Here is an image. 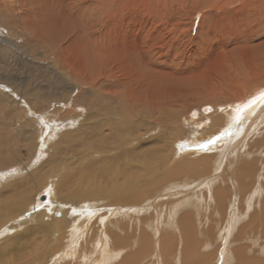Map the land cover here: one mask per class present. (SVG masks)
Wrapping results in <instances>:
<instances>
[{
    "label": "rangeland",
    "instance_id": "374dc122",
    "mask_svg": "<svg viewBox=\"0 0 264 264\" xmlns=\"http://www.w3.org/2000/svg\"><path fill=\"white\" fill-rule=\"evenodd\" d=\"M0 1V6L4 2L11 3L10 6H15L16 3L14 0ZM97 10L92 17L100 18L94 24L93 35H97L98 40L104 43L101 44L102 51L113 55L111 59H105L101 73L110 65L116 68V72L111 73L105 83L111 85L114 79L120 81L117 88L124 99L129 98L124 104H112L116 110L109 112L104 104H110L111 101L91 96L87 86L85 89L81 87L77 79L69 76L56 63L58 58L51 54L52 50L48 46H54L55 39H66L70 36V30L80 28L83 22L76 21L74 24L70 18L56 24L50 14L52 19L49 17L44 24L54 31L33 49L34 43L29 44V30L26 34L22 24H14L11 11L3 15L8 24L0 19V200L5 203L13 197L14 204H19L25 198L29 200L22 211L14 212L15 218H5L8 227L0 228V233L10 228L7 235L18 241L36 227V217L43 211L46 221L58 220L61 223L60 229L64 235L74 229L71 241L65 242L68 250H87L91 253L99 251L98 245L95 246L93 241L99 242L102 238L109 243L113 242L110 244L113 247H120L118 243L123 240L126 246H121L124 251L119 258L121 261L122 256L127 255L130 250H134L133 253L139 250L142 252L148 246L147 243H150L154 250L150 248L153 252L150 250L144 264H168L170 258L162 249L163 238L168 237L165 240L177 252L180 247L183 250L179 222L192 215L190 217L193 218L200 242L196 254L203 259L213 257V261L204 264H226L221 257L226 247L228 260H231L227 264H240L244 259L254 263L255 259L264 260V252H261L264 246V0H207L205 5H199L195 0H113L107 7L98 6ZM19 13L18 10L13 12L16 17ZM61 15L64 17L63 13ZM89 43L91 42L87 39L78 41L75 50L78 51L80 46ZM46 52L51 55L45 56ZM62 72L65 76L59 80ZM140 92L144 95L143 100L147 96H153L154 103L139 108L137 104L142 100L138 101L135 96ZM258 101L261 107L258 104L251 111L243 129H239L237 123L230 124L234 110ZM114 125L120 127L117 128L119 130H111ZM231 126L237 130H230ZM225 131L227 134L232 133L229 141L225 140ZM90 134H93L92 137ZM197 139L199 143H195ZM94 143L104 149L101 152L95 151V154L91 148ZM244 145L251 147L247 150ZM233 146L236 150L234 154H230ZM83 149L93 152L92 157L86 160ZM254 149L256 151L250 152ZM152 151L159 155L155 156L158 164L162 160L165 164L158 165L154 179L156 183L149 190L154 189L141 204L122 206L107 197L86 198V203L82 204L83 200L76 201L68 192L81 187H85L82 190L86 189L90 181L86 175L90 164L91 168L98 169L99 164L106 160L112 161L116 156L118 159L113 165L122 164L127 158H143L146 153L151 155ZM244 154L245 158H242ZM239 158L242 159L240 165ZM249 168L250 171L247 170ZM165 171L171 178L161 177ZM64 175L69 176L72 185H60L59 181L65 178ZM77 180L79 184L75 185ZM235 181L238 182L236 185ZM53 184L58 196L50 200L48 190H52ZM187 197L193 198V201L187 200ZM213 204L214 207H211ZM221 204L223 207H219ZM228 207H232V211ZM49 208L50 211H47ZM198 212L202 214L198 215ZM231 213L246 216L240 218V222L236 221L240 228L250 222V230L244 233L245 236L237 235L241 231L236 229L230 235L227 230H222L220 235L209 230L212 224L215 225L214 229L226 225L228 219H231ZM101 214L106 217L103 218ZM154 225L156 229L153 228ZM168 228H171V232ZM126 229L129 230V237H124ZM208 231H211L210 234ZM45 234L41 231L32 234L30 239L20 240L25 249L32 250L36 245L43 252L48 248L49 242ZM7 235L2 234L1 239ZM238 236H243L242 240ZM104 237H108L111 242ZM134 241L138 243L135 244ZM1 245L0 240V247ZM131 245L132 249L126 250ZM66 260L55 263L60 264ZM249 260L246 262L251 263Z\"/></svg>",
    "mask_w": 264,
    "mask_h": 264
},
{
    "label": "bare ground",
    "instance_id": "6f19581e",
    "mask_svg": "<svg viewBox=\"0 0 264 264\" xmlns=\"http://www.w3.org/2000/svg\"><path fill=\"white\" fill-rule=\"evenodd\" d=\"M2 1H5V0H2ZM16 1L15 6H10L9 3L7 2H4L2 6H0V19L3 23L7 22V24L9 23L8 20L5 19V16H3L4 14H9V12L11 11V15L14 19H12V21L14 22V24H22L23 27V30H24V33L27 34V30H29L28 32H30V35L31 36V39L30 40V43L33 42L34 44H32V48L35 49L39 44L43 43L45 41V37H47L50 32H53L54 29H50L49 25H45L44 24V21L47 20L49 17V19H52V15H53V22H55L56 24H60V22H63V21H67L66 19H70L71 18V21L72 23L78 21V22H83L82 26H80V28L78 29H74V31L70 30V36H68L66 39H64L63 41H56L55 39V43H54V46H51L48 44L49 48L52 50V55L54 57L57 56L58 58V61L56 62L57 64H59V66L61 65L62 69L64 71H66L68 74H70L69 76H71L72 78H75L77 79L78 82H80L81 84V87L83 86V88L85 89L86 86L88 88V91L91 92V96H93L95 99L96 98H101L105 101H111V103L109 104V102L105 103L104 104V107L105 109L107 108V112L109 111H113L115 109V106H113L114 104H124V102L128 101L129 98L125 97V99L122 97L121 95V91L117 88V86L120 84V81H116L114 79V81L112 82L111 85H108L106 84L105 80L111 75V73L113 72H116V68H113L111 65L108 69H106L105 71H103V73H101L102 71V67H103V64H104V61L106 58H112L113 55L111 54H108V53H105L104 51H102L101 49V44L104 45V43H101L100 40H98V36L97 35H93V28L95 27L96 25V21L97 19L99 18H95L92 17L94 16V14L98 11V6L102 5L103 7H107V5L112 2L113 0H14ZM199 5H205L207 0H195ZM209 1H212V0H209ZM1 3V1H0ZM225 6V5H224ZM17 7V8H16ZM103 9V8H102ZM108 9V8H107ZM16 10H18L20 13L17 15V17L13 14V12H16ZM97 10V11H96ZM52 12V13H51ZM18 13V12H17ZM64 14V17L61 15V14ZM44 14V15H43ZM52 14V15H50ZM11 17V18H12ZM9 19H10V16H9ZM52 22V23H53ZM77 23V22H76ZM75 24V23H74ZM71 25V26H74ZM95 24V25H94ZM52 26V25H51ZM55 27V26H53ZM27 35V36H28ZM47 35V36H46ZM62 39V38H61ZM87 39L89 42V44H87L86 46H80L78 48V51L75 50V47H77V44L78 41H82V40H85ZM44 45V44H43ZM46 45V44H45ZM41 46V45H40ZM46 46V47H48ZM6 51V50H5ZM4 51V52H5ZM6 53V52H5ZM44 53V52H43ZM7 54V53H6ZM51 54H44L45 56L47 55H51ZM34 55V54H33ZM264 59V57H262ZM112 63V61H111ZM63 76H65L62 72V74L60 75V79L59 80H62ZM62 84V81L60 82ZM263 87V86H262ZM260 87L258 86V89ZM257 91V90H255ZM100 95V96H99ZM135 97H138V101H141L140 103L137 104V106L140 108V107H147L148 106V103H154L153 100H154V97L153 96H147L145 100H143L144 98V95L143 93L140 92L139 95L135 96ZM263 98V97H262ZM255 99V98H254ZM262 100V99H261ZM240 101H243V99H241ZM257 101V99L255 100ZM104 102V101H103ZM264 102V100H263ZM239 103V102H238ZM241 103V102H240ZM113 104V105H112ZM259 104V101L255 104H251L249 103V105H245V106H242V107H239L236 111L234 110L233 111V115L230 117V124H234V123H237L239 124L238 128L239 129H243V126L244 124L247 123V120L250 116V113L252 110H254L257 105ZM241 105V104H240ZM260 105V104H259ZM263 105V104H262ZM150 106V105H149ZM155 106V105H154ZM121 107V106H120ZM261 107V105H260ZM119 108V107H118ZM116 110V109H115ZM141 110V109H140ZM152 111V110H151ZM262 111V110H261ZM143 112H144V109H143ZM142 112H140L141 114ZM254 113V111H253ZM144 114V113H143ZM147 115V113H146ZM153 115V114H152ZM127 116V115H126ZM129 117V116H128ZM228 119V118H227ZM131 120V119H130ZM217 120V119H216ZM251 120V119H250ZM255 120V119H254ZM257 120V119H256ZM215 121V120H214ZM219 123L221 122V120L218 121ZM225 122V120H224ZM250 122V121H249ZM105 123V122H104ZM109 123V121H107V124ZM218 123V124H219ZM252 123V122H251ZM249 123V124H251ZM222 124V123H221ZM228 124V123H227ZM226 124V125H227ZM241 124L242 127H241ZM105 124H103V127ZM111 125V124H110ZM216 125V124H215ZM225 125V126H226ZM235 125V124H234ZM217 126V125H216ZM222 127V126H221ZM220 127V129H221ZM117 128H120L116 125L112 126L111 127V130H119ZM225 128V127H224ZM232 128V129H231ZM223 130V129H222ZM230 130H237L234 129V127H230ZM229 130V131H230ZM93 134H90V136L92 137ZM232 133H226L225 131V134L224 136H226L225 140H228L231 137ZM196 138V137H195ZM199 139V137H198ZM195 140V143H199V140L200 141H203L201 139L199 140ZM218 142V141H217ZM222 142V140L220 141ZM224 142V140H223ZM257 142V141H256ZM254 143V142H253ZM252 143V144H253ZM259 144V143H258ZM236 145V144H235ZM261 145V144H260ZM262 145H264V143H262ZM114 146V144H113ZM239 146V145H238ZM246 146V145H244ZM257 146V145H256ZM243 147V145H242ZM251 146H249L248 149H250ZM91 148L93 149L92 151H99L101 152L104 147L98 145V144H95L91 146ZM90 147L88 149H91ZM239 148V147H238ZM246 148L244 147L243 149L246 150ZM88 149H83V155H85V159H89L90 157H92L93 155V152H90V150ZM95 149V150H94ZM235 147L233 146L231 151H230V154L235 152ZM244 150V151H245ZM253 151H256V149L250 151V152H253ZM153 153L151 155H148L147 153L143 156V158H139L138 156H136L135 158L133 159H129L127 158L126 162L123 161L122 164H115L113 165L114 163H116L115 161L118 159L117 156L112 158V161L111 160H106L104 162H102L101 164L98 165V169H93L91 168L92 167V164H90L89 166H87V172L86 175H88V180H90L87 184L88 186L86 187L85 190H82L81 188H85V187H81L80 189H72L71 191H68L70 192V194L72 195L73 198L76 199V201H82L83 200V203H86L84 201V199H88L90 197H97L98 199L100 198H103V197H107L108 199H111L113 200L114 203L116 204H121L122 206H128V205H137V204H141L149 194L152 193L154 187L152 190H149V188L152 186H154V184L156 183L155 182V176H156V172L158 171V165H163L165 164V161L162 160V162H158L156 161L157 160V157L155 158L156 154L155 155V152L152 151ZM157 152V151H156ZM243 152V151H242ZM97 153V152H96ZM95 153V154H96ZM198 153V152H197ZM197 153H194L197 154ZM221 153V152H220ZM227 153V152H226ZM246 153V152H245ZM249 153V152H247ZM261 153V152H259ZM223 154V152H222ZM234 154V153H233ZM232 154V156H233ZM262 154V153H261ZM245 155H242V158L244 156L245 158ZM248 155V154H247ZM251 155V153H250ZM249 155V156H250ZM159 156V155H158ZM253 156V155H251ZM257 156H258V153H257ZM261 156V155H259ZM247 157V156H246ZM254 157V156H253ZM122 158V156H121ZM219 158V157H218ZM232 158V157H231ZM249 158V157H248ZM129 159V160H128ZM252 159V158H251ZM255 159V158H254ZM222 160V159H221ZM232 160H234V158H232ZM240 160V163L238 165H240L242 163V159H238ZM261 160V158H260ZM263 160V159H262ZM218 161V160H217ZM245 161V160H244ZM255 161V160H254ZM253 161V162H254ZM257 161V159H256ZM255 161V162H256ZM259 161V160H258ZM257 161V162H258ZM207 162V161H206ZM252 162V161H251ZM229 163V162H228ZM233 165V163H230ZM247 164L248 161H247ZM256 164V163H255ZM260 164V162H259ZM264 164V162H263ZM206 166V163L204 164ZM213 165V164H212ZM236 165V163H235ZM219 166V165H218ZM234 166V165H233ZM243 166V165H242ZM181 167V166H180ZM180 167H177V168H180ZM247 167V166H246ZM229 168V166H228ZM258 168V167H257ZM166 169V168H164ZM163 169V170H164ZM172 169V168H171ZM212 169V167H211ZM214 169H216L214 167ZM259 169V168H258ZM92 170H94L92 172ZM179 170H182V169H179ZM228 170V169H227ZM244 170V169H243ZM248 171H250V168L247 169ZM255 170V168H254ZM168 171V170H167ZM165 171L161 177L163 176L165 179L169 178L170 177V174H168V172ZM205 171V170H204ZM210 171V170H209ZM257 171V170H256ZM261 171V170H260ZM259 171V172H260ZM163 172V171H162ZM206 172V171H205ZM211 172V171H210ZM234 172V171H233ZM262 172V171H261ZM173 173V172H171ZM176 173V172H175ZM243 173H245V170L243 171ZM250 173V172H249ZM248 174V173H247ZM262 174V173H261ZM62 175V174H61ZM84 175V177L86 176ZM231 175V174H230ZM248 175H251V174H248ZM65 178H61L63 180L59 181L60 182V185H72V183L70 182L71 180L69 179V176L67 177L66 175H64ZM63 176V177H64ZM174 176V175H173ZM205 176V175H204ZM203 176V177H204ZM207 176V175H206ZM226 176V175H225ZM264 176V175H263ZM52 177V176H50ZM83 177V176H81ZM175 178L177 176H174ZM196 177V176H195ZM198 177V176H197ZM261 177V176H260ZM171 178V177H170ZM173 178V179H175ZM206 178V177H205ZM210 179V178H209ZM215 179V178H214ZM228 179V177H227ZM243 179V178H242ZM262 177H261V181H262ZM177 180V179H176ZM239 180V179H238ZM264 180V179H263ZM168 181V180H167ZM188 181V180H187ZM232 181V180H231ZM244 181V180H243ZM258 181V180H257ZM260 181V183H261ZM50 182V181H49ZM108 182V183H107ZM230 181H228L229 183ZM236 182L235 181V184L236 185ZM246 182V181H245ZM48 183V182H47ZM55 183V182H54ZM58 183V182H57ZM76 184L75 185H78L79 184V180H77L75 182ZM168 183V182H167ZM232 183V182H231ZM238 183V182H237ZM244 183V182H243ZM225 184V183H224ZM246 184V183H245ZM244 184V186H245ZM21 185V184H20ZM229 185V184H228ZM12 186V185H11ZM23 186V185H22ZM25 186V185H24ZM59 186V185H58ZM186 186V184H185ZM247 186V185H246ZM13 187V186H12ZM17 187V186H16ZM21 187V186H19ZM51 187V186H50ZM61 187V186H60ZM188 187V186H187ZM224 187V186H223ZM227 187V186H226ZM241 187V185H240ZM8 188V187H7ZM11 188V187H10ZM161 188V187H160ZM159 188V189H160ZM196 188V187H195ZM220 188V187H219ZM229 188V187H228ZM231 188V187H230ZM236 188V187H235ZM66 189H69V187L67 188L66 186ZM186 189V188H185ZM213 189V188H212ZM222 189V188H221ZM244 189V187H243ZM250 189V188H249ZM161 190V189H160ZM217 190L219 191V189L217 188ZM233 190V188H232ZM3 191V190H2ZM13 191V190H12ZM34 191V190H32ZM31 191V192H32ZM188 191V190H187ZM213 191V190H212ZM242 192V190H240ZM6 192V191H5ZM11 192V191H10ZM50 192L49 194V197H50V200H54L55 196L57 195L56 191L54 190V184L52 185V190L49 191ZM55 192V193H54ZM71 192H75V193H71ZM209 192V191H208ZM214 192V191H213ZM215 192H216V189H215ZM232 192H236V191H232ZM230 192V193H232ZM240 192V193H241ZM249 192V191H248ZM264 192V191H263ZM4 193V191H3ZM16 193H17V190H16ZM201 193V192H200ZM223 193V192H222ZM14 194V193H13ZM12 194V195H13ZM17 194H20V193H17ZM33 194V193H32ZM55 194V195H54ZM65 194V193H64ZM234 194V193H233ZM233 194H230L233 196ZM248 194V193H247ZM5 195V194H4ZM221 195V194H220ZM224 195V194H222ZM226 195V194H225ZM224 195V196H225ZM229 195V196H230ZM235 195V194H234ZM241 195V194H240ZM239 195V197H240ZM245 195V194H244ZM250 195V194H249ZM256 195V194H255ZM21 196V195H20ZM58 196V195H57ZM171 196V195H170ZM177 196V195H176ZM190 196V195H189ZM211 196V195H209ZM208 196V197H209ZM243 196V195H242ZM2 198L3 197H6L7 196H1ZM185 197V196H184ZM220 197V196H219ZM237 197V195H236ZM252 197V196H251ZM13 198V197H12ZM12 198L11 200L8 199V201L5 203H3V201L0 202V228H4V226H7V223L5 222L6 221V217H8V220H11V218L14 217V212H18V211H22V209L25 207V203L28 200V198H25L23 200L20 201L19 204H14L12 202ZM48 198V197H47ZM178 198V197H177ZM183 198V197H182ZM235 198V196H234ZM245 198V197H244ZM14 199V198H13ZM17 199V198H15ZM20 199V198H18ZM95 199V198H94ZM103 199H106V198H103ZM193 199V198H192ZM192 199H188L187 197V200H192ZM202 199V198H201ZM204 199V198H203ZM202 199V200H203ZM206 199V198H205ZM223 199V198H222ZM263 199V198H262ZM261 199V200H262ZM92 200V199H91ZM207 200V199H206ZM214 200V199H212ZM218 200V199H217ZM225 200V198L223 199ZM57 201V200H56ZM74 201V200H73ZM75 201V202H76ZM87 201V200H86ZM94 201V200H93ZM110 201V200H109ZM178 201V200H177ZM182 201V199H181ZM193 201V200H192ZM200 201V200H199ZM230 201V200H228ZM252 201V200H251ZM254 201V200H253ZM256 201V199H255ZM50 201H48L49 203ZM97 202V200H96ZM170 202V201H169ZM206 202V201H204ZM235 202V201H234ZM247 202V201H246ZM47 203V204H48ZM57 203V202H56ZM171 203V202H170ZM172 203H174V201H172ZM179 203V201H178ZM192 203V202H190ZM238 203V202H237ZM236 203V205H237ZM241 203V202H240ZM244 203V202H243ZM40 204V203H39ZM43 204V203H42ZM41 204V205H42ZM50 204V203H49ZM99 204V203H98ZM176 204V203H175ZM186 204V203H184ZM189 204V203H188ZM186 204V205H188ZM196 204V203H195ZM210 204V203H209ZM28 205V204H27ZM59 205V204H58ZM97 205V204H96ZM110 205V204H109ZM212 205V204H210ZM255 205V204H254ZM44 206V205H43ZM62 206V205H61ZM105 206V205H104ZM169 206V205H168ZM174 206V205H173ZM181 206V205H180ZM199 207V205H197ZM206 208H207V205L205 204ZM217 207V205H215ZM238 206V205H237ZM264 206V205H263ZM30 207V206H29ZM82 207V206H81ZM209 207V206H208ZM211 207H214V204L213 206ZM219 207H223V204H221ZM230 207V206H229ZM228 207L229 210L231 209ZM246 207V206H245ZM244 207V208H245ZM45 208V207H44ZM62 208V207H61ZM75 208V207H74ZM108 208V207H107ZM205 208V209H206ZM239 208V207H238ZM28 209V208H27ZM76 209V208H75ZM93 209V208H92ZM116 209V208H115ZM163 209V208H162ZM171 209V208H170ZM169 209V210H170ZM188 209H191L189 206H188ZM211 209V208H209ZM208 209V210H209ZM223 209V208H222ZM241 209V208H240ZM246 209V208H245ZM244 209V210H245ZM58 210V209H57ZM79 210L81 211V209L79 208ZM79 210H77L79 212ZM112 210V209H111ZM134 210V208H133ZM168 210V209H167ZM196 210V208H195ZM198 210V209H197ZM200 210H203V209H200ZM225 210V208H224ZM248 210H251V209H248ZM262 211V209H260ZM47 211H50V208L49 210ZM55 211V210H54ZM61 211V210H60ZM116 211V210H115ZM199 211V210H198ZM207 211V210H206ZM232 211V210H231ZM235 211V210H234ZM238 211V210H237ZM236 211V212H237ZM59 212V211H57ZM172 212H175V211H172ZM191 212V211H190ZM196 212V211H194ZM205 212V211H204ZM211 212V211H210ZM209 212V213H210ZM230 212V211H229ZM50 213V212H49ZM82 213V212H80ZM199 214L198 215H201L200 212H198ZM212 213H214L212 211ZM235 213V212H234ZM238 213V212H237ZM235 213V214H237ZM244 213V212H243ZM260 213V212H259ZM66 214V213H64ZM76 214V212H75ZM103 214V213H102ZM101 214V215H102ZM155 214V213H154ZM226 214V213H225ZM231 219H228L229 222L226 223V225H224L223 227L220 226L219 228L217 227L216 229L215 228V225L212 224V227L209 228V230H211L212 232L213 231H216L217 233L222 234V230L226 231L227 230V234L230 235V233L232 231H234V229H236V231L240 230L241 233L240 234H237V235H244L245 232H247L248 230H250V222H248L249 224L245 225L244 227L240 228V226H238L239 224L236 222L238 220L243 219V218H246L245 215L243 216H235V214L231 213ZM255 214V213H254ZM35 215V214H33ZM32 215V216H33ZM46 214L42 211L39 213L38 217H36V220H37V224H36V227H33L30 234H25L22 236V238H19L18 241H15L13 238H11L10 236L7 235V233L9 232V229L8 230H5L4 232L0 233V240L2 241V247H0V264H58V263H55V262H58L60 260H72V258L74 259L73 261H67L66 262L64 261L63 263H60V264H144L145 262V257L147 258V256H149V253H150V248H152L148 243H147V247L146 249H144L142 252H137V253H133L132 251L134 250H130L129 253H127V255H124L122 256L123 259H121L120 261V257L121 255L124 254V251L123 249L121 250V246H126V243L123 242V240L121 241V243H118V245H121L120 247L116 246V247H113L114 245H110V244H113L112 243H109V241L107 240H103L102 238L99 239V242L98 240L96 241H93L95 242V246L98 245L99 247V251H96V252H91V253H88L86 249L85 253L84 251L80 250V251H73L71 248L68 250L66 249V245H65V242H69L71 241L72 239V236H73V232H74V229L71 230V233H69L68 235H64V232H62V229H60V226H61V223L59 222H55V221H52V222H48L46 221ZM50 215V214H49ZM73 215V213H72ZM82 214H80L81 216ZM104 215V214H103ZM102 215V217H103ZM142 215V214H140ZM186 215V214H185ZM211 215V214H210ZM215 215V214H213ZM218 215V214H217ZM259 215V214H258ZM36 216V215H35ZM88 216V215H87ZM120 216V214H119ZM139 216V215H138ZM169 216V215H168ZM175 216V215H174ZM184 216V215H183ZM192 216V215H190ZM190 216H186L184 217L180 222H179V227H180V231L182 232V243L184 244L181 245L183 246L182 248H184L183 250L181 249L180 247V250H178L177 252V249H173L172 245H170V242L169 241H166L165 239H167L168 237H165L163 238V241L162 243L163 244V250L165 251V254H167V257L170 258V262L168 264H204L205 262H211L213 261V257L212 256H208L206 257V259H203L201 257H199V255H197L196 253L198 252L199 250V241H198V235L196 233V227L194 226V222H193V218L190 217ZM253 216V215H252ZM251 216V217H252ZM255 216V215H254ZM262 216V215H261ZM77 217V216H76ZM84 217V216H83ZM100 217V216H99ZM106 217V216H104ZM103 217V218H104ZM122 217V216H121ZM142 217V216H141ZM160 217V216H158ZM157 217V218H158ZM167 217V216H166ZM182 216H180L181 218ZM195 217V216H194ZM208 217V216H206ZM213 217V216H212ZM223 217V216H222ZM256 217V216H255ZM15 218V217H14ZM55 218V216L53 217ZM63 218V217H62ZM73 218V217H72ZM129 218V217H128ZM161 218V217H160ZM172 218V217H171ZM178 218V217H176ZM201 218V217H200ZM211 218V217H210ZM215 218V217H214ZM4 219V220H3ZM64 219V218H63ZM86 219V218H84ZM156 219V217H155ZM207 219V218H206ZM255 219V218H254ZM2 220H3V223H2ZM61 220V219H59ZM78 220V218H77ZM88 220V219H87ZM91 220V219H90ZM211 220V219H210ZM217 220V219H216ZM260 220V219H259ZM258 220V221H259ZM82 221V220H81ZM86 221V220H85ZM95 221V220H94ZM119 221V220H118ZM171 221V220H170ZM263 221V220H262ZM48 222V223H47ZM92 222V221H90ZM101 222V221H100ZM145 222V221H144ZM197 222V221H196ZM195 222V223H196ZM200 222V221H199ZM240 222V221H238ZM39 223V224H38ZM129 223V222H128ZM139 223V222H138ZM141 223V222H140ZM143 223V222H142ZM220 223V222H219ZM74 224V223H73ZM125 224V223H124ZM127 224V223H126ZM132 224V223H130ZM152 224V223H151ZM166 224V222H165ZM173 224V223H172ZM246 224V222H245ZM105 225V224H104ZM135 225V224H134ZM133 225V226H134ZM164 226V224H162ZM174 225V224H173ZM103 226V225H102ZM114 226V225H112ZM125 226V225H124ZM149 226V225H147ZM152 226V225H151ZM157 226V225H156ZM167 226V225H166ZM198 226V224L196 225ZM238 226V227H237ZM8 227V226H7ZM104 227V226H103ZM108 227V226H107ZM120 227V226H119ZM122 227V226H121ZM131 227V225H130ZM135 227V226H134ZM142 227V226H141ZM140 227V228H141ZM155 227V225L153 226V228ZM170 227V226H169ZM199 227V226H198ZM222 227V228H221ZM252 227V226H251ZM257 227V226H256ZM17 228V227H16ZM77 228V227H76ZM116 228V227H114ZM139 228V229H140ZM152 228V227H150ZM149 228V229H150ZM176 228V227H174ZM200 228V227H199ZM13 229V228H12ZM106 229V228H105ZM120 229V228H118ZM133 229V227L131 228ZM130 229V230H131ZM148 229V228H147ZM156 229V228H154ZM198 229V228H197ZM207 229V228H206ZM219 229H220V232H219ZM100 230V229H99ZM110 230V229H109ZM113 230V229H112ZM121 230H123L121 228ZM127 230V229H126ZM151 230V229H150ZM254 230V229H253ZM258 230V228H257ZM2 231V229H1ZM16 231V230H15ZM14 231V232H15ZM45 232L46 234V239L49 240L48 242V248L45 249L43 252H40L38 250V246L34 245V247H32V250L31 248H27L28 250L30 251H27V249L24 248L23 246V243L21 242V240L23 241L25 238L27 239H30V237L32 236V234H36V233H39V232ZM120 231V230H118ZM129 230H127V232L123 233L124 234V237H129V234L127 235ZM133 231V230H132ZM137 231V230H136ZM141 231V229H140ZM159 231V230H158ZM157 231V232H158ZM168 231L171 232V228L169 229L168 228ZM204 231H205V228H204ZM211 231H208L209 234ZM80 232V231H79ZM131 232V231H130ZM214 232V233H216ZM263 232V231H262ZM10 233V232H9ZM119 233V232H118ZM116 232V234H118ZM136 233V232H135ZM260 233V232H259ZM2 234H6L7 236L4 237L3 239L2 238ZM66 234V233H65ZM78 235V233H76ZM87 234V233H86ZM89 234V233H88ZM92 234H93V229H92ZM107 234V233H106ZM121 234V233H120ZM118 234V235H120ZM133 234V233H132ZM161 234V233H160ZM166 234V232H165ZM170 234V233H169ZM171 234H173V236L175 235L174 232H172ZM181 234V233H180ZM253 234V233H252ZM97 235V234H96ZM115 235V234H114ZM127 235V236H126ZM136 235V234H134ZM148 235V234H147ZM212 235V233H211ZM225 235V234H224ZM228 235V237H229ZM234 235V234H233ZM236 235V236H237ZM5 236V235H4ZM79 236V235H78ZM91 236V235H90ZM95 236V234H94ZM100 236V235H98ZM103 236V235H102ZM108 236V235H107ZM117 237V235H115ZM139 236V235H138ZM142 236V235H140ZM177 236V234H176ZM245 236V235H244ZM15 237V236H14ZM81 237V235H80ZM87 237V236H85ZM96 237V236H95ZM111 237V236H109ZM152 237V236H151ZM163 237V236H162ZM233 237V236H232ZM253 237V235H252ZM89 238V237H88ZM104 238H108V237H104ZM150 238V237H149ZM148 238V239H149ZM159 238V236H158ZM172 238V237H171ZM174 238V237H173ZM181 238V237H179ZM220 238V237H219ZM217 238V239H219ZM224 238V237H223ZM226 238V237H225ZM239 238V236L237 237ZM243 236L241 238H239L240 240H242ZM255 238V237H254ZM21 239V240H20ZM66 239V241H65ZM86 239V238H85ZM92 239V238H91ZM109 239V238H108ZM112 239H114L112 237ZM129 239V238H128ZM138 239V238H137ZM142 239V238H141ZM139 238V240H141ZM153 239H156L155 237H153ZM232 239V238H231ZM236 239V238H235ZM75 240V239H74ZM81 240V239H80ZM110 240V239H109ZM178 240V239H176ZM181 240V239H179ZM233 240V239H232ZM246 240V239H245ZM114 241V240H112ZM143 241V239H142ZM147 241V239H145V242ZM226 241V240H225ZM228 241V240H227ZM235 241V240H234ZM237 241V240H236ZM244 241V239H243ZM250 241V240H249ZM85 242V241H84ZM91 242V243H93ZM111 242V240H110ZM118 242V241H117ZM129 242V240H128ZM137 242V241H134V243ZM151 242V241H150ZM167 242V244H166ZM178 242V241H177ZM176 242V243H177ZM221 242V241H220ZM138 243V242H137ZM159 243H161L159 241ZM158 243V244H159ZM179 243V242H178ZM177 243V244H178ZM240 243V242H239ZM243 243V242H242ZM240 243V244H242ZM245 243V242H244ZM77 244V242H76ZM136 244V243H135ZM74 245V244H73ZM90 245V244H89ZM94 245V244H92ZM157 245V244H156ZM174 245V244H173ZM211 245V244H209ZM208 245V246H209ZM214 245V244H213ZM227 245V244H226ZM229 245V244H228ZM263 245V244H262ZM133 245L131 246H128L126 250L128 249H132ZM140 246V245H139ZM150 246V247H149ZM155 246V245H154ZM78 247V246H77ZM87 247V246H86ZM85 247V248H86ZM94 247V246H93ZM157 247V246H156ZM155 247V248H156ZM207 247V246H205ZM210 247V246H209ZM84 248V247H83ZM88 248V247H87ZM120 248V249H119ZM135 248V247H134ZM176 248V247H174ZM221 248V247H220ZM78 249V248H77ZM94 249V248H93ZM153 249V248H152ZM247 249V248H246ZM246 249H243V250H246ZM79 250V249H78ZM89 250V249H88ZM125 250V249H124ZM154 250V249H153ZM153 250H151L153 252ZM218 250V249H217ZM157 250H155L156 252ZM158 251H159V248H158ZM203 250H201L202 252ZM226 251H227V247L224 249L223 253H222V260L223 262L226 264L229 263V261L231 260H228L229 259V254H226ZM248 251V250H247ZM261 251V249H260ZM204 252V251H203ZM228 252V251H227ZM261 252H264V246H262V251ZM158 253V252H157ZM156 253V254H157ZM216 253V252H215ZM219 254V252H217ZM232 253V252H231ZM92 254V255H91ZM126 254V253H125ZM154 255V253H153ZM152 255V256H153ZM160 255V254H159ZM164 255V254H162ZM217 255V254H216ZM241 255V254H239ZM244 255V253L242 254ZM151 256V257H152ZM158 256V255H157ZM202 256V255H201ZM207 256V255H206ZM230 257H233L232 255H230ZM238 257V256H237ZM243 257V256H242ZM241 257V258H242ZM55 258V260H54ZM150 258V257H149ZM156 258V256H155ZM246 258V257H245ZM148 259V258H147ZM158 259V258H157ZM165 259L167 260V258L165 257ZM164 259V260H165ZM236 259V258H235ZM243 259V258H242ZM254 259V258H253ZM263 258H261L260 260H257L255 259V263L254 262H251V260L249 259H244V261H241L240 264H264V260H262ZM155 261V259H153ZM163 261V259H161ZM237 260V259H236ZM250 261L251 263H248L246 261ZM149 261V260H148ZM159 261V260H158ZM157 261V262H158ZM221 261V260H219ZM16 262V263H15ZM151 262V261H150ZM153 262V261H152ZM156 262V263H157ZM160 262V261H159ZM215 262V261H214ZM155 263V262H154ZM162 263V262H161ZM160 263V264H161ZM158 264V263H157ZM216 264V262H215ZM234 264V263H233Z\"/></svg>",
    "mask_w": 264,
    "mask_h": 264
},
{
    "label": "water",
    "instance_id": "95a60500",
    "mask_svg": "<svg viewBox=\"0 0 264 264\" xmlns=\"http://www.w3.org/2000/svg\"><path fill=\"white\" fill-rule=\"evenodd\" d=\"M42 200H45V198H42Z\"/></svg>",
    "mask_w": 264,
    "mask_h": 264
}]
</instances>
